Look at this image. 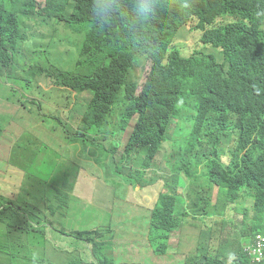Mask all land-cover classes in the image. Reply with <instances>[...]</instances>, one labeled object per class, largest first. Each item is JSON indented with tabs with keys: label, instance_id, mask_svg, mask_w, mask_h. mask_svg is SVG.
Returning a JSON list of instances; mask_svg holds the SVG:
<instances>
[{
	"label": "trees",
	"instance_id": "trees-1",
	"mask_svg": "<svg viewBox=\"0 0 264 264\" xmlns=\"http://www.w3.org/2000/svg\"><path fill=\"white\" fill-rule=\"evenodd\" d=\"M68 1L0 0V33H20L23 18L32 28L53 20L57 25L66 21L73 30L86 29L82 22L71 19L82 11L85 19L106 27L115 45L92 43L84 34L80 39L70 32L69 37L56 34L38 42L33 50L26 47L25 53L32 60L30 86L22 87L5 71L17 51L5 44L4 64L0 62V114L10 118L6 125L0 121V137L19 115V104L39 125L50 121L51 113L46 108L55 105L56 97L50 96L54 99L50 104L36 99L41 85L57 92L61 102L70 90L78 95L89 92V113L83 128L76 132L77 138L101 144L116 131L131 130L119 163L132 155L135 159L143 157L141 171L123 178L124 182H115L116 194L119 190L120 197L128 198L127 186L148 187L144 183L148 181L142 179L144 172L159 156L169 157L173 163L177 174L166 186L177 183V191L161 194L150 216L156 250L165 229L183 220L184 215H175V206L187 182L198 181L197 189L205 195L216 193L213 209L221 215L247 217L254 213L263 218L264 0H74L66 15ZM51 11L55 18L48 15ZM184 32L196 39L193 47L185 45L181 38ZM42 46L44 53L39 50ZM51 47L62 57L50 58ZM76 49L70 68L68 62ZM192 94L198 100V110L189 103ZM113 119H117L116 124ZM175 121L177 126L172 127ZM27 146L17 151L10 143L1 145L5 169L16 181L5 198L8 190L1 173L0 236L4 230H17L18 237L41 232L31 226L41 219L39 213H44L56 230L67 233L71 228L56 226V218L59 215L68 220L74 201H91L88 195L82 196L91 184L85 180L77 189L80 168L67 162L47 179L35 175L31 170H39L43 164L42 151ZM111 153L114 159L116 148ZM2 162L0 168L4 167ZM116 173H122L121 166ZM33 176L40 180L38 184H32ZM33 187L39 189L35 199L42 210L27 207L18 211L13 204L24 201L21 194ZM74 213L84 217L86 209H74ZM133 213L128 208L127 214ZM22 217H26L24 224L15 223ZM82 223L90 224L88 218ZM98 230L78 234L91 244L99 237ZM254 231L255 226H251L247 236ZM12 239L17 240L14 233ZM72 249L82 250L79 244ZM13 258L24 261L17 253ZM14 259L0 249V264H13ZM188 264H204L202 254H191Z\"/></svg>",
	"mask_w": 264,
	"mask_h": 264
},
{
	"label": "clouds",
	"instance_id": "clouds-1",
	"mask_svg": "<svg viewBox=\"0 0 264 264\" xmlns=\"http://www.w3.org/2000/svg\"><path fill=\"white\" fill-rule=\"evenodd\" d=\"M74 0H69L64 9V13L66 15L69 14ZM48 15L52 18L54 17V12L51 11ZM72 20H78L82 22V24L86 27L84 28H74L71 29L66 21L59 22L57 25L53 20L45 25L38 24L40 27H53L52 31L57 32V28H63L66 32L61 34L64 36L70 35V32L75 36L82 39V35L84 34L86 38L89 39L92 43H107L109 45H115L113 40L111 39L110 32H107L106 27L102 23H97L96 20H87L83 17V12L78 11L72 17ZM29 20L27 18H23L21 20L20 25V33L12 31L8 35H4L5 32L0 33V62L4 64V49L5 44H7L10 48L16 47L17 51L15 56L13 57L12 63L5 69L6 73L17 80L18 84L22 87H28L30 82L25 83V79L29 78V69L31 67V57L30 64L25 62L28 56L25 53L26 43L28 42L27 33L28 30H31L32 27L29 26ZM188 38L192 39L188 32ZM81 42V41H80ZM33 50V47H30ZM35 48V46H34ZM78 48V47H77ZM77 49L71 55L68 66L71 68V60L76 55ZM146 71L150 69V64L146 66ZM135 73V72H134ZM74 93L70 90V92L66 95L63 102L67 103L68 101L75 102L76 98L70 99L69 94ZM77 94V93H75ZM89 94V102L88 104H74L76 107H71L66 109L65 112L61 110H57L62 114L60 118L56 120V123L59 127L53 129L55 132H62L61 139H65L69 144H77L78 142H82L85 145L86 142L77 138V130L83 128V124L85 119L89 113V104H91V94L89 92L84 93L82 95H78L79 97ZM36 99L41 100L40 97L36 96ZM198 102L197 98L192 94L189 103L191 106H194L197 110L196 103ZM70 103V102H69ZM17 109L20 111L21 109H27L22 105H18ZM189 112L191 107H188ZM21 112V111H20ZM19 112V114H20ZM194 111H192V115ZM113 123H117V119L112 120ZM178 121L172 125L177 126ZM136 123L133 124V126ZM9 127L13 128V130H19V126L17 125V120L11 121L8 124ZM40 126L43 127V123H40ZM171 127V128H172ZM75 128V129H73ZM47 130V129H45ZM133 131H116L112 135V138H109L108 141L103 142L101 144H92L86 143L92 147L100 148L96 150L94 153H82L79 152L82 145H77L78 149L74 152L73 148L69 146L66 150V153L62 152L64 155L71 157L72 155H76L79 152V156L69 160L67 163L73 164L80 168V172L86 174L84 171L86 162L96 163L98 166H101L104 163L109 169L112 175L116 173L117 167L121 166L122 168V178H129L131 174H134V171H141L140 164L142 161V156L137 159L134 156H129L125 162L117 163L115 160L119 161L121 156L125 152V147L128 142V139L132 136ZM71 136V139H70ZM1 140V139H0ZM13 139L9 142L12 146ZM112 142L116 143L114 146L110 147L107 153H104L103 147L105 145H110ZM117 145L120 146V149L117 148ZM12 148L19 151L17 147L12 146ZM41 148L39 151H42L44 148L52 150L54 152L57 151L53 148H50L43 142L34 145V149ZM116 148V153L113 159V154L111 150ZM1 149V145H0ZM104 153L105 155L102 156ZM160 157V156H159ZM156 159L155 164H153L149 169L144 172V176L142 179L147 180L148 182H144L149 184L148 187L142 188L141 185L139 189L133 185H129L137 194L141 193H149L150 202L138 203L139 205H144V208H140L135 210L133 206H126V208H122L118 206L117 214H110L102 216L101 222L103 225L114 224L113 218L115 216L122 217L126 222L131 223L135 226H138L140 230L131 229L129 232L134 233L137 237L142 238V243L136 245V241L126 243L120 248L121 244L112 242L111 239L115 237H122L126 232L120 233H111V231L106 235L105 241L102 244L98 241V238L102 235L100 232V227L93 224H84L81 223L76 226H71L68 224V227L71 229L67 233H61L56 230L53 226L52 222L48 223L47 217L44 213H40L41 219L39 222H31L32 228L35 230H40L41 232L37 234H23L21 236H16L18 234L17 230H4L3 234L0 236V249H3L7 253V244L11 247H14L13 250L10 249V255L12 259L13 253H17L27 261H33L38 264H79L80 260L83 264H104V259L108 260L109 264H188V258L191 254L199 251L203 256L204 264H264V213H262L263 218L253 216L254 213H248L247 217L236 215L234 217L228 215H221L215 212L214 209L212 211H204L202 212L201 206H194L195 208H199L198 211L188 209V205L184 202L183 196L181 193L179 194L178 203L175 206V215L181 216L184 215L183 220L177 224V226H173L171 229H165V235L163 240L159 246V249L156 250L155 241H152L153 237V227L151 226V212L155 205L156 200L160 197L161 194L169 193V191H173L174 189L177 191V183L166 186L164 190H160V186H158V180L155 184H153L152 178L147 177V173L149 170L157 169L158 159ZM83 158V160H80ZM164 158V157H163ZM165 159V158H164ZM102 160V161H101ZM139 161L140 163L136 168H131L130 171L127 170L126 162ZM167 161H170V158H167ZM173 164V163H172ZM3 168H0V173L3 174L5 170L6 163L4 162ZM10 171L8 170V173ZM118 174V173H116ZM79 182V181H78ZM124 182V180L122 181ZM198 182V181H196ZM185 183L186 189L187 185H190L192 189H197V183ZM174 187V188H173ZM203 193L202 191H200ZM205 194V193H204ZM21 201L17 202L16 209L18 211H24L29 206L22 207L19 204ZM24 202V201H23ZM132 202V201H130ZM135 202V201H134ZM150 203V204H148ZM106 204V203H104ZM215 206V205H214ZM131 208L134 213L129 214L133 215V217L129 218L128 214L125 211ZM74 209H83L82 207H75ZM112 211H116V208ZM107 219L106 223L104 219ZM226 220V222H225ZM26 222V217L17 218L15 223L22 225ZM195 222H200L198 223ZM157 226V221L155 222ZM56 226H61L56 224ZM251 226H255V231L252 236H247L251 231ZM67 227V229H68ZM96 229L100 232L99 237L96 241H92L91 244L83 241L82 235L78 234V232H82L83 230ZM104 229V227H101ZM8 231V233H7ZM12 233L15 234V238L17 240L12 239ZM55 233V237L51 238V235ZM36 237H39L41 240L34 241ZM48 237L51 239V246L55 253L62 254L59 255V258L53 257L51 255H44V252H47L51 249V246L48 242ZM138 241V240H137ZM177 241V242H176ZM41 243L44 245L41 246ZM74 244H79L83 250L81 249H72ZM134 246H138V248H134ZM33 248H39V252L36 254ZM146 248V249H144ZM97 250V251H96ZM72 251H75L72 253ZM146 251L148 256L145 258H136L137 252L143 253ZM82 253L79 255V253ZM41 257V258H40Z\"/></svg>",
	"mask_w": 264,
	"mask_h": 264
},
{
	"label": "rangeland",
	"instance_id": "rangeland-1",
	"mask_svg": "<svg viewBox=\"0 0 264 264\" xmlns=\"http://www.w3.org/2000/svg\"><path fill=\"white\" fill-rule=\"evenodd\" d=\"M53 27H40L36 26L33 27L31 30H28L27 37L28 42L26 43V47H34L38 42L41 41H48L49 37L61 35L65 33L66 31L63 28L58 27L56 33H52ZM182 40L184 41L185 45L188 48L193 47L196 44V39L188 38V32H184L181 35ZM39 50L44 53L46 52L45 47L42 46L39 48ZM49 57L50 58H56L59 59L62 57V54H60L58 51L54 50L53 47L49 49ZM48 57V59H49ZM25 62L27 64H30V57L26 58ZM25 83L29 82V78L25 79ZM30 86V85H29ZM56 97V100L54 103L55 105H51L52 107H47L46 109L49 110L51 113L50 121L44 122L43 127L40 126L37 122L38 120L33 118L30 113H28L25 109H21L20 114L16 117L17 125L19 126V130H13V128L6 126L2 136L0 137V145H3L6 142H9L11 139H13L12 146L17 147L19 150L23 147L27 146L28 143H30V146H27L28 148H33L35 144H39L43 142L50 148H53L57 151L61 152H54L49 149H43L41 152L40 160H42V165L39 167V170H31L32 173L35 175L47 179L51 175H53L60 164L68 162L71 159H74L78 157L82 153H94L95 149L99 150L100 148L92 147L85 143L83 145L82 142H78L77 144H69L65 139H61L62 132H55L53 131L54 128L59 127L56 123V120L62 116L61 113H59L57 110H61L65 112L66 109H69L71 107H75L74 104H88L90 95L86 94L81 97H79L77 94L72 93L69 94L70 99H72L74 96L76 98L75 102L68 101L67 103L61 102L62 99H60V95L57 92L52 91L51 89L45 88L44 86H40V93L39 97L42 101L46 103H53L54 99L50 98ZM70 102V103H69ZM76 108V107H75ZM30 116V118L27 120V118ZM8 115H2L0 114V121L4 125H6L9 121ZM42 123V122H41ZM32 125V126H29ZM175 127V126H174ZM47 129V130H45ZM75 129V128H73ZM33 144V146H32ZM74 146L73 150L74 152L77 151L78 146L82 145L80 148V151L76 155H72L71 157H68L64 155L62 152L66 153V150L69 146ZM22 146V147H21ZM112 145H105L103 147L104 153H107L108 149ZM95 148V149H94ZM117 148L120 149V146L117 145ZM102 153V151H100ZM5 152L2 153V149H0V160L1 164L4 163L5 159L3 158ZM102 153L104 156L105 154ZM46 155V157L44 156ZM80 160H83V158H80ZM102 161V160H101ZM117 163L119 161L115 160ZM6 162V161H5ZM158 165L157 169H151L147 173V177L152 178V181L155 182L158 180V186H160V190L165 189L166 183L169 185L171 184V180L173 177L177 174L175 170L172 168V163L168 162L167 159H164L162 156L158 159ZM140 162L133 160L132 162H126L127 170L130 171L132 168H136ZM84 171L86 174H83L81 172V181L79 180L77 189H79L82 185V183L86 180L89 182L90 188L87 189L85 192L82 193V196L88 195L91 198V201L85 200V201H74L71 204L70 209V217L68 220H63L59 215L57 216V221L59 225L68 226L70 223L71 226H76L82 223L83 219L88 218L90 225L93 223H96L97 226L100 227L101 236L98 238V241L102 244L105 241L106 235L111 231V233H120V232H126L124 236L122 237H115L111 239L112 242L120 243V248L123 247L124 244L130 243L133 241L141 240L142 238L137 237L134 233L129 232L131 229L140 230L138 226H135L131 223H128L125 221L124 218L115 216L113 218L114 224H107L103 225V223L100 221L102 216L110 215V214H117V208L118 206H121L122 208H126V206L130 205L135 208V210H138L140 208H144V205H139L138 203H144V202H150L152 199L149 197V193H144L141 191V193L137 194V191H135L132 187H128V198L126 197H120L119 196V190H117V194L114 192L115 189V182H122L123 178L121 174H116L110 172V169L102 163L101 166H98L96 163L93 162H86ZM4 175V182L6 185V189L8 190L7 196L5 198H8L9 195V186L15 183L14 179L8 174V170L5 169L3 174ZM2 175L0 173V186L3 185L2 182ZM36 176H33L31 179L32 184H38L39 179L35 178ZM20 185V184H18ZM136 187L139 189V186L136 185ZM174 188V187H173ZM110 191L113 192L112 197L110 196ZM6 192V193H7ZM39 192V189L37 187H33L29 189V193L25 192L24 194H21L23 201H21L19 204L22 205V207L29 206L30 208H37L42 210V206L39 201L35 199L37 196V193ZM18 192H16L17 194ZM183 196L184 202L188 205V209L190 211L195 210L198 211L199 208H195L194 206H201V211L204 212L206 210L212 211L214 205L216 204L217 195L216 193L212 192L208 195H205L204 193H201L200 191L196 189H192L190 185H187L186 189L181 194ZM132 201V202H129ZM135 201V202H134ZM138 202V203H136ZM106 203V204H104ZM145 204V203H144ZM150 204V203H148ZM18 204H14V206H17ZM74 206L75 207H82L83 209H86V215L84 217L81 214H75L74 213ZM116 208V211H112ZM36 211V210H35ZM38 212V211H36ZM39 213V212H38ZM127 213V211H125ZM40 214V213H39ZM129 218L133 217V215H129ZM104 221L107 223L108 220L105 218ZM200 224V222H195ZM101 227H104V229H101ZM55 237V233L51 235V238ZM41 240L39 237H36L33 239ZM50 238L48 237L49 245L51 246ZM177 242V241H176ZM34 252L37 254L39 252V248H33ZM10 245L7 244V253L10 252ZM44 255H51L53 257L59 258V255L55 253L52 249L48 250L47 252H44ZM41 258V257H40ZM81 262V260H80ZM79 262V264H80ZM13 264H38L33 261H27L24 259V261L21 258H15L13 260Z\"/></svg>",
	"mask_w": 264,
	"mask_h": 264
},
{
	"label": "crops",
	"instance_id": "crops-1",
	"mask_svg": "<svg viewBox=\"0 0 264 264\" xmlns=\"http://www.w3.org/2000/svg\"><path fill=\"white\" fill-rule=\"evenodd\" d=\"M143 242V240H138V241H136V245H139L140 243H142ZM134 248H138V246L136 247V246H134ZM144 249H146V248H144ZM137 254V256H135L136 258H145L146 256H148V253L146 252V251H144L143 253H141V252H137L136 253Z\"/></svg>",
	"mask_w": 264,
	"mask_h": 264
}]
</instances>
